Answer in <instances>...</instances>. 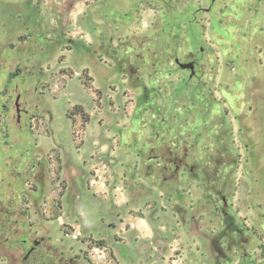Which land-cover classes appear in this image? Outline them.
<instances>
[{"label":"rangeland","instance_id":"1","mask_svg":"<svg viewBox=\"0 0 264 264\" xmlns=\"http://www.w3.org/2000/svg\"><path fill=\"white\" fill-rule=\"evenodd\" d=\"M2 229L0 264H264V0H0Z\"/></svg>","mask_w":264,"mask_h":264},{"label":"flooded vegetation","instance_id":"2","mask_svg":"<svg viewBox=\"0 0 264 264\" xmlns=\"http://www.w3.org/2000/svg\"><path fill=\"white\" fill-rule=\"evenodd\" d=\"M15 107L16 111L18 112L20 110V104L18 103L17 99L15 100ZM1 226L3 229H7L6 223L3 221L1 222ZM3 229L0 231V250L1 252H10L13 251V249L16 247V243L12 240H10L7 236H3ZM24 230V229H23ZM21 246L23 251V257L22 261L26 262L28 261V258L33 255V263L36 264H44L49 259V264H72L73 260L72 258H69L66 260V258H63L62 256H56L55 254L50 253L49 246L43 247V238L42 237H23L21 238ZM44 248L41 250V248ZM42 251L49 254L45 259L42 258L41 254Z\"/></svg>","mask_w":264,"mask_h":264},{"label":"water","instance_id":"3","mask_svg":"<svg viewBox=\"0 0 264 264\" xmlns=\"http://www.w3.org/2000/svg\"><path fill=\"white\" fill-rule=\"evenodd\" d=\"M179 65H180L182 68H190L191 71H193V64H192V62L179 63Z\"/></svg>","mask_w":264,"mask_h":264},{"label":"trees","instance_id":"4","mask_svg":"<svg viewBox=\"0 0 264 264\" xmlns=\"http://www.w3.org/2000/svg\"><path fill=\"white\" fill-rule=\"evenodd\" d=\"M76 107H78V106H76Z\"/></svg>","mask_w":264,"mask_h":264}]
</instances>
